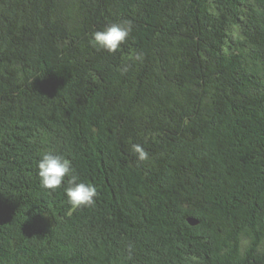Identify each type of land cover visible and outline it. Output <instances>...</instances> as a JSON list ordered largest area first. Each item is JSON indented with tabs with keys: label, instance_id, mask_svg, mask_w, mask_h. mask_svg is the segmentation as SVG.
Masks as SVG:
<instances>
[{
	"label": "trees",
	"instance_id": "obj_1",
	"mask_svg": "<svg viewBox=\"0 0 264 264\" xmlns=\"http://www.w3.org/2000/svg\"><path fill=\"white\" fill-rule=\"evenodd\" d=\"M0 264H264V0H0Z\"/></svg>",
	"mask_w": 264,
	"mask_h": 264
},
{
	"label": "clouds",
	"instance_id": "obj_2",
	"mask_svg": "<svg viewBox=\"0 0 264 264\" xmlns=\"http://www.w3.org/2000/svg\"><path fill=\"white\" fill-rule=\"evenodd\" d=\"M132 30L133 25L130 20L113 22L103 30L95 31L89 43L99 50L115 53L128 41ZM135 59H141V54H137ZM132 152L138 155L140 160H145L148 156L140 144H133ZM36 167L41 188L55 192L63 186L71 207L80 209L95 203L98 195L96 186L80 180L72 161L63 154L46 151L36 161Z\"/></svg>",
	"mask_w": 264,
	"mask_h": 264
}]
</instances>
